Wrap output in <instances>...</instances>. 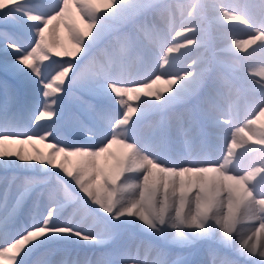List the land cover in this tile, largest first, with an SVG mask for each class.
Instances as JSON below:
<instances>
[{
    "label": "snow or ice",
    "instance_id": "1",
    "mask_svg": "<svg viewBox=\"0 0 264 264\" xmlns=\"http://www.w3.org/2000/svg\"><path fill=\"white\" fill-rule=\"evenodd\" d=\"M172 7L165 0H0V108L29 103L27 80L43 98L30 114L36 130L0 129V161L14 158L55 176L0 180V264H264V161H230L234 134L206 110L170 116L175 96L158 91L174 81L151 59L150 71L129 70L140 56L133 35L149 44L163 36L164 25L149 23L148 13L159 12L166 24ZM102 9L110 11L97 15ZM249 115L264 117V99ZM61 120L73 134L102 139L63 143L45 127ZM205 125L218 155L193 150ZM172 129L188 159L138 147ZM45 141L47 152L33 143ZM30 143L31 152L24 147Z\"/></svg>",
    "mask_w": 264,
    "mask_h": 264
},
{
    "label": "rangeland",
    "instance_id": "2",
    "mask_svg": "<svg viewBox=\"0 0 264 264\" xmlns=\"http://www.w3.org/2000/svg\"><path fill=\"white\" fill-rule=\"evenodd\" d=\"M84 1L87 3L89 0ZM155 2L156 0H146L148 4ZM165 2L173 6L171 12L166 14L167 23L165 24L161 19L159 12H149L147 21L152 23L155 20L156 23L163 24L164 28L167 27L168 29L166 28L164 31L168 35H172L168 36L169 42L171 41L170 43L172 44L162 42L163 36L161 37L160 35L154 36V42L149 44L141 36L134 34L133 40L140 56L129 60L131 63L129 70L134 71V73L150 71L151 69H148L146 65L149 59H151L155 63L153 65L159 69L158 71L163 73L164 76H168V79L174 81L169 87L168 92L158 91V95L166 97L169 92L175 96L176 93H173L174 91L182 90L183 94L172 101L169 115L173 118L182 114L181 109L173 108V105H180L184 109L191 108L195 113H200L202 106L206 111L209 110L206 103L217 101V95L231 94L230 99H233L237 103V109L240 111L238 114H241V119L252 122V126L254 127L253 133L258 135V137L253 135V143H256L255 146L257 148L255 147V151L259 152L260 149L264 148V117L256 118L250 116L249 113L254 110L257 103H260L264 99L260 95V90L264 89V78H252L248 70L240 65L236 59L239 58L238 52L243 53L247 51L248 45L256 46L264 42V39H262L264 38V10L260 8L264 0H165ZM233 5L235 6L234 9L230 7ZM180 6H183V12H181ZM108 11L110 10L102 9L97 15L104 16L105 12ZM188 13H194V18L189 17ZM85 16L87 17V12H85ZM228 17H235L242 24H231ZM127 28L129 31H132L133 25L128 24ZM236 28L242 31L238 37L242 38L245 43H238L233 38L231 40L230 37L233 35L232 30ZM60 35L61 37L65 35L62 30ZM225 36L230 37L226 40ZM148 49H151V51L149 52ZM10 54L9 50L8 55L10 56ZM3 56L4 53L0 52V58ZM87 57L88 53H85V60ZM204 68H208L209 75L205 80H199L202 78L201 70ZM27 84L30 98L29 103L16 110L5 111L3 108H0V114L3 112V115L0 116V129L11 127L13 130L21 133L36 130L33 129L30 114L38 110L43 98L40 95V86L38 84L32 80H27ZM185 96H188L187 99ZM184 98L185 100H183ZM0 99H2V96H0ZM180 99H182V102H179ZM16 111L21 112L19 115L20 118L22 117L21 120L15 116ZM65 111H70V108H67L66 104ZM8 116L12 118H10V124L6 123ZM217 117L220 118L219 116ZM84 119L88 120L86 115ZM88 122L91 123V121ZM45 127L53 131L56 139L67 144H91L102 139L99 134L97 135V141H90L82 132L73 134L68 130L63 120L56 123L49 122ZM42 130L40 131L42 132ZM173 131L175 129L168 131L159 140L141 139L140 141L154 142V145H158L154 148L155 153L160 157H165L166 160L177 161L180 158L186 159L189 156L188 146L181 136H179V139L176 135L177 139L174 140ZM177 141L178 143H176ZM48 142L33 143L35 147L47 152L49 150L46 147ZM235 142L238 148L236 147L234 148L235 150H232V156L229 157V160L235 159L238 165L245 166L246 159L250 156L247 152L248 149L244 143L240 144L238 140ZM33 143L24 145V147L31 152ZM10 146L13 148L17 147V145ZM219 146V143L211 134V130L206 128L205 135L196 141L193 150L215 156L221 150V146ZM120 150L119 145H113L110 152L119 154ZM14 161H16L14 158L5 160V164ZM102 162L106 166H111L113 160L110 156L104 154ZM40 168L42 166H39L35 171H31V169L25 171L23 174L40 179H55L51 170ZM10 175L13 174L10 173L7 177H10ZM66 211H71V209L68 208ZM17 227H19V221L17 222ZM203 241L204 238H198L196 243L202 244ZM52 243L59 244L64 242L55 240ZM186 247H192V245H186Z\"/></svg>",
    "mask_w": 264,
    "mask_h": 264
},
{
    "label": "bare ground",
    "instance_id": "3",
    "mask_svg": "<svg viewBox=\"0 0 264 264\" xmlns=\"http://www.w3.org/2000/svg\"><path fill=\"white\" fill-rule=\"evenodd\" d=\"M85 2V1H84ZM89 3V1L87 3H85V5L87 6ZM217 5V4H216ZM227 6V5H226ZM231 8H235V6H230ZM209 8V7H208ZM226 10V9H225ZM218 11V10H217ZM224 11V9H223ZM236 11V10H235ZM87 12V10L85 11ZM221 12V11H220ZM225 16V15H224ZM227 18V17H226ZM228 20H230V23L233 24V23H236L237 25H241L242 22H240L237 18L235 17H228ZM227 21V20H226ZM170 27V26H169ZM228 27V26H227ZM239 27V26H238ZM241 27V26H240ZM167 27H165L164 29L166 30ZM243 28V27H242ZM168 29V28H167ZM170 31V30H169ZM167 31V32H169ZM232 37L230 36H225V38H227L226 40H228V38L230 37L231 40L233 38L234 41H237L238 43H245V41L238 37L239 34L242 32L240 30H238L237 28L232 30ZM172 34V33H171ZM168 36H172V35H168V33H166L164 31L163 33V41L162 42H169V38ZM264 36V35H263ZM242 37V36H241ZM173 39V38H172ZM260 39V38H259ZM264 39V38H262ZM175 41V40H174ZM261 41V39H260ZM145 42V41H144ZM158 43H159V40H158ZM163 44V43H162ZM172 44V43H170ZM177 44V43H176ZM159 45V44H158ZM152 47V46H151ZM239 53V58L236 59V61L239 62L240 65H242L243 67H245L247 70H248V73L250 74V76L252 78H264V42H261L259 45H248V49L247 51L241 53V52H238ZM154 55V54H153ZM153 64L155 65L154 61H152ZM136 64V63H135ZM138 65V64H137ZM129 68L131 66V63L129 62ZM160 67V66H158ZM139 69V68H138ZM161 69V68H160ZM159 70V69H157ZM134 72V71H133ZM160 72V71H159ZM168 77V76H167ZM173 93H176L175 94V98L182 95V90H179V91H174ZM186 94V93H185ZM228 93H225V95H217L218 99L217 101H214V102H207V107H208V111L210 114H212L213 116H219L220 120L223 121L224 123V127L226 129H230L231 130V134H234V140L235 141H240V144L244 143L246 148L248 149L247 152H248V155L249 158L246 159V165L248 163H256L257 164V167L260 166L259 162L260 161H264V155L263 153L261 152V149L260 151H255V145L256 143H253L254 139H253V135H255L253 133V126H252V122H250V120H243L241 119V114H238L240 113V111L237 109V103L232 99H230V95L231 94H228ZM209 95V94H208ZM210 96V95H209ZM188 96H185V98L187 99ZM228 97V98H227ZM185 98L183 100H185ZM182 99H180L179 102H182L181 101ZM210 100V99H209ZM215 100V98H214ZM212 101V99H211ZM188 102V101H186ZM209 104V105H208ZM219 104H222L223 105V112L221 113V111L217 108V105ZM240 105V104H239ZM3 113V112H2ZM0 114V116H2L3 114ZM21 112L19 111H16L15 112V116L16 117H19V120H21L20 118V115ZM10 116L7 117L6 119V123L7 124H10L11 120H10ZM5 119V118H4ZM3 119V120H4ZM12 119V118H11ZM9 121V122H8ZM1 124V123H0ZM6 124V125H7ZM15 124V123H14ZM13 126V125H12ZM173 139L174 137L177 135L178 137L180 136L177 131H173ZM256 137H258V135H255ZM101 137V136H100ZM231 138V137H230ZM177 138L175 137L174 140H176ZM180 139V137H179ZM178 139V140H179ZM183 140V139H182ZM152 141V140H151ZM234 141V142H235ZM180 142V141H179ZM154 143V142H153ZM153 143L151 142H143V141H139L138 142V147L141 148V150H145L146 151V154L148 152H151L155 155H157L155 153V150L154 148L157 147L156 145H154ZM178 143V141L176 142ZM236 143V142H235ZM217 144V143H216ZM251 144V145H250ZM175 146V145H174ZM162 147V146H160ZM220 147V146H219ZM179 148V147H178ZM238 148V147H237ZM241 148H242V145H241ZM257 148V147H256ZM235 150V149H234ZM238 150V149H237ZM236 150V151H237ZM178 151V150H177ZM245 152V151H244ZM164 155V154H163ZM159 156V155H157ZM165 158V157H164ZM189 156L186 158L188 159ZM245 165V166H246ZM39 168V165H34V166H27V165H22L21 162H19L18 160L14 161V162H8V164H5V161H0V180H2L3 178L9 176V174H13V175H17L21 178L23 177H28V176H25L23 173L25 171H28L31 169V171H35V169ZM42 169V168H40ZM28 175V174H27ZM40 175V174H38ZM12 176V175H10ZM39 177V176H38ZM0 187H2V184H0Z\"/></svg>",
    "mask_w": 264,
    "mask_h": 264
},
{
    "label": "clouds",
    "instance_id": "4",
    "mask_svg": "<svg viewBox=\"0 0 264 264\" xmlns=\"http://www.w3.org/2000/svg\"><path fill=\"white\" fill-rule=\"evenodd\" d=\"M172 107L173 108H180L181 109V113H182L181 115L191 116L193 113H195V111L192 110L191 108L184 109L180 105H173ZM201 110H206V109L202 106ZM177 133L179 134L178 130H177Z\"/></svg>",
    "mask_w": 264,
    "mask_h": 264
},
{
    "label": "trees",
    "instance_id": "5",
    "mask_svg": "<svg viewBox=\"0 0 264 264\" xmlns=\"http://www.w3.org/2000/svg\"><path fill=\"white\" fill-rule=\"evenodd\" d=\"M208 68H205V69H203L202 70V78L204 79V78H206L207 76H208Z\"/></svg>",
    "mask_w": 264,
    "mask_h": 264
}]
</instances>
